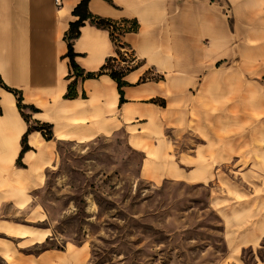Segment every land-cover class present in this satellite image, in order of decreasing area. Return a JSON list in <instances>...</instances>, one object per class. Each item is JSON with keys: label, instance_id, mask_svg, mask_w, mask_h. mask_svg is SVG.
<instances>
[{"label": "crops", "instance_id": "obj_1", "mask_svg": "<svg viewBox=\"0 0 264 264\" xmlns=\"http://www.w3.org/2000/svg\"><path fill=\"white\" fill-rule=\"evenodd\" d=\"M83 1L0 0V78L40 109L34 119L74 140L125 132L144 152L143 170L173 157L163 172L176 179H209L208 170L181 165L225 157L228 140L235 149L252 148L260 135L264 141V0H89L90 17L72 42L74 69L68 34ZM115 24L122 25V43L132 50L129 67L112 60L119 54L110 29ZM113 69L124 70L121 88ZM9 91L0 86V167L16 170L18 183L32 154L50 140L31 132L21 159L25 167L17 168L29 125ZM183 132L192 138L177 153ZM248 132L251 142L244 140ZM26 179L28 193L40 187L33 175ZM13 190L17 209L24 198ZM25 232L23 241L32 244L51 234ZM24 258L26 264H67L59 250Z\"/></svg>", "mask_w": 264, "mask_h": 264}, {"label": "rangeland", "instance_id": "obj_2", "mask_svg": "<svg viewBox=\"0 0 264 264\" xmlns=\"http://www.w3.org/2000/svg\"><path fill=\"white\" fill-rule=\"evenodd\" d=\"M1 78L0 86L15 96L31 132L50 142L32 154L18 183L16 170L0 167V193H8L0 195V264H26L24 256L43 250L62 251L67 264H264L261 135L257 147L248 132L244 140L252 148L235 149L228 140L225 157L201 156L200 164L181 165L196 173L208 170L209 179L166 178L163 168H171L173 157L143 170L144 152L125 132L80 140L55 134L53 125L34 119L40 109ZM75 88L72 84L69 95ZM179 135L184 142L177 153L192 134ZM16 166L25 167L22 160ZM27 175L40 184L29 193ZM13 189L24 198L19 209L10 201ZM30 228L50 237L39 244L23 241Z\"/></svg>", "mask_w": 264, "mask_h": 264}, {"label": "trees", "instance_id": "obj_3", "mask_svg": "<svg viewBox=\"0 0 264 264\" xmlns=\"http://www.w3.org/2000/svg\"><path fill=\"white\" fill-rule=\"evenodd\" d=\"M88 2H89V0H84L76 8L75 15L80 16V20L71 24V29H70V32L68 34L69 57L71 58L72 67L74 69H76L78 66H77V64H76V62L74 60L75 59V55H74L73 43L72 42L79 35V33H80V30L79 29H80L81 25H83V22L90 17V14L88 12ZM100 24L104 25L105 22L103 21ZM112 39H113V37H112ZM113 42H114V39H113ZM123 72H124V70H118V69H113L111 71L112 78L118 82L120 88H121V85H122V75H123L122 73ZM14 92H17V91L14 90ZM34 110H37V109L34 108ZM30 133H31V129H28V132L25 134V136L23 138V141H22L23 150L21 151L19 160H21L23 158L24 154L30 149V147L28 145V137H29V134Z\"/></svg>", "mask_w": 264, "mask_h": 264}, {"label": "built area", "instance_id": "obj_4", "mask_svg": "<svg viewBox=\"0 0 264 264\" xmlns=\"http://www.w3.org/2000/svg\"><path fill=\"white\" fill-rule=\"evenodd\" d=\"M110 29L112 31V37L114 39V43L117 45L119 54L112 58L114 63L117 62H124V65H131L134 61V58H132V50H130L128 47H126L121 40L122 34H123V27L121 24H115L110 26ZM127 68V67H126Z\"/></svg>", "mask_w": 264, "mask_h": 264}, {"label": "bare ground", "instance_id": "obj_5", "mask_svg": "<svg viewBox=\"0 0 264 264\" xmlns=\"http://www.w3.org/2000/svg\"><path fill=\"white\" fill-rule=\"evenodd\" d=\"M38 145H39V143H38Z\"/></svg>", "mask_w": 264, "mask_h": 264}]
</instances>
